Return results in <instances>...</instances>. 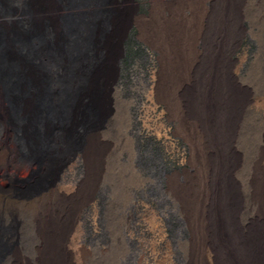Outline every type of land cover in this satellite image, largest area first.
<instances>
[{"label":"rangeland","instance_id":"1","mask_svg":"<svg viewBox=\"0 0 264 264\" xmlns=\"http://www.w3.org/2000/svg\"><path fill=\"white\" fill-rule=\"evenodd\" d=\"M23 1L5 27L23 29L32 40L44 39L38 76L43 87L35 83L25 93L36 99L41 93L45 96V140L43 146L25 148L22 156L29 164L0 185L16 201L51 186L62 188L66 198L51 209L45 219L49 226L39 232L17 214L0 216V264H6L11 253L15 264L33 263L42 246L38 240L44 237L53 253L52 264H188L185 250L193 261L198 256L196 264H223L208 241L216 203L223 198L226 215L235 183L236 219L243 223L253 219L252 200L260 202L264 189V0L253 4L249 13L246 0L239 1L235 28L230 23L231 0H156L153 12L150 0ZM85 3L97 7L89 17L75 13L74 6ZM220 12L222 26L216 22ZM125 18L129 22L122 26ZM80 20H96L97 25H88L82 34L88 48L95 37H115L112 68L104 65L108 56L100 55L106 47L98 50L95 61L102 67L88 71L72 66L66 40L69 26ZM202 23L208 44L199 67L194 59L203 43L195 39ZM218 28L226 35L236 29L235 40L217 42ZM221 43L229 44L224 57L227 85L220 95L226 145L216 159L211 95L199 103L195 92L204 84L211 92L215 52ZM66 57L70 65H65ZM0 80L10 100L9 119L16 124L12 100L18 91L5 81L1 56ZM56 85L63 93L58 152L53 137ZM199 110L210 112L207 120ZM176 111L178 117L173 115ZM188 116L202 125L195 137L199 156L180 132ZM104 117L110 119L109 127L94 129ZM38 128L36 122L34 132ZM17 134L24 146L23 135ZM86 146L88 162L83 157ZM234 152L237 165L232 169ZM188 180L190 211L185 216L171 190Z\"/></svg>","mask_w":264,"mask_h":264},{"label":"bare ground","instance_id":"2","mask_svg":"<svg viewBox=\"0 0 264 264\" xmlns=\"http://www.w3.org/2000/svg\"><path fill=\"white\" fill-rule=\"evenodd\" d=\"M239 1L241 0H231L230 23L234 26V28L235 26L237 27L239 25V16L236 11ZM258 1L259 0H246L245 12L249 13L253 4L257 3ZM150 2L152 4L151 11L153 12L156 0H150ZM23 3V0H0V27L2 30L0 31L1 62L5 71V81L14 84L18 91V94H14L12 100V104L15 109L14 111L18 120L17 123L14 124L9 119L8 105L10 100L4 94V82L0 80V181L6 177L16 178L20 168L29 164L28 159L22 156L25 148L34 146L35 144L39 147L43 146V142L45 140V96L43 93H41L39 99H36L34 96L29 97V95L25 93L27 88L32 84L38 83L40 86H42V80H39L38 76L40 75L41 70V63L39 62L42 55L44 39L41 37L38 40L35 38L37 41L32 40L30 37H28L27 32L23 29H9L5 27V22L12 20L14 16H16L15 13L20 11ZM74 7L76 10L75 13L77 15L87 17L91 16L97 9V7H95V5L92 3L80 5L76 4ZM129 19L130 18H125L122 22V26L127 25ZM216 22L218 25L220 24V26H222L224 24V14H221V12L217 14ZM88 25L95 27V25H97L96 20L90 21L89 24L80 20L73 22L69 26L70 32L68 35L69 38L66 40V48H68L67 50H69L70 56L72 58H70V60L73 62H71L72 66L75 67V70L76 68L78 70V68L81 67L88 69V71H91L93 68L102 67L101 65H96L95 61L99 58L98 50L100 49L102 51V48L106 47V49H103L100 55L101 57L108 56V60L106 63H104V65L112 68V61L114 58L112 50L113 47H115L114 44L116 43L115 37H109L108 35H106V37H95L88 48L82 37V34ZM35 32L37 31L35 30ZM235 32L231 33L230 35H226V32L223 28H218L215 30L214 39L216 38L218 40L217 42H224L225 40H228L231 44V42L235 40ZM195 40L196 42L201 41L203 43L202 50L195 53L194 59V64H197L200 67L201 61L203 59L202 57L206 52L208 44L207 27L206 25L204 26V23H202L199 27ZM154 45L156 46V44ZM227 46H229V44L227 45L226 43H221L215 52L216 57L218 58H216L214 61L211 92H207L205 84L203 86L198 85L197 91L195 92L199 103H203L205 98L208 100V94L211 95L209 99L212 100L214 105V110L212 112L213 114H211L214 122L213 134L216 137V139L213 140V154L216 159L219 158L222 147H225L226 145L225 139L223 138L224 132L226 131V120L225 115L222 112L223 101L220 99V95H222L223 91H225L224 86L227 85L226 65L224 61V57L228 51ZM158 51L160 50L158 49ZM120 58H122V55H120L119 59ZM66 59L65 65H70L71 63L69 58L66 57ZM199 67L197 70L201 69ZM230 81V84L233 87L235 83L233 82L232 78ZM57 88L58 85L55 86V93L52 98L56 118V130L53 135L55 139L56 151L60 148L61 139L63 137L62 131L59 130L57 125L61 111L60 109L63 107V93H60L61 91ZM160 89L163 94L164 90L162 88ZM166 102L169 103L167 99ZM218 105H220V108ZM178 113L179 112L177 111L173 112V115H177L176 117H178ZM208 113L210 112L208 111ZM208 113L206 111L199 110V116H204L206 120L208 119ZM188 117V120L181 122L182 124L180 127V132L185 140H187L190 144L194 156H199L201 149H198V143L195 141V137L200 135L202 125L192 122L190 120V116ZM188 121L193 124L191 125V123ZM36 122H38L39 128L37 132H34L33 126ZM233 122H236L234 118ZM109 124L110 119L108 117H104L98 120L94 129L106 130L109 127ZM17 133L23 135L25 139L24 146L18 141ZM88 152L89 149L86 146L83 149V157L86 162L89 160ZM236 156L237 154L234 152L231 160L232 169H235L237 165ZM189 188L188 180L185 184L175 183L174 188L171 190L173 196H175L180 202L182 212L185 216H188L190 211H188L187 204V194ZM235 189V183L232 182L229 190L226 215L224 214L225 207L222 208L224 205L223 198L221 199L222 203H220V205L216 203L213 213L214 219L210 229L211 235L210 239L208 237V241L213 248L216 260L223 262V264H264V189H261L262 192L260 202H256L257 200H252V210L249 209L252 211V213L249 215H252L253 219L245 220L243 223H239L236 219L239 209L238 198ZM65 198L66 195L62 188H52L51 186L39 195H34L30 198L16 201L11 195H6L2 191V186L0 185V216L9 215L13 217L15 214H17L23 223H30L39 232L40 230L42 231V228L44 229L46 225L47 227L49 226L46 224L48 221H45V219L49 215L51 209H54L56 205L65 200ZM189 229L191 231L193 240L195 238V228L193 229L191 221L189 222ZM44 238H39L38 243L42 244V246L38 248L39 251L35 254V258L31 264H52L53 253L51 252L50 246H45L44 241L46 242V240H43ZM185 252L188 264H196L198 261V256L193 261L192 254L190 255L187 250H185ZM79 255L80 257L82 256L81 253H79ZM6 264H15L13 253H11L6 258ZM27 264H29V262Z\"/></svg>","mask_w":264,"mask_h":264}]
</instances>
